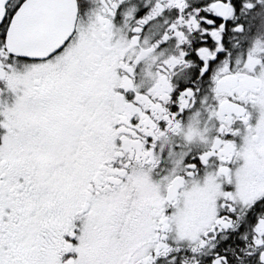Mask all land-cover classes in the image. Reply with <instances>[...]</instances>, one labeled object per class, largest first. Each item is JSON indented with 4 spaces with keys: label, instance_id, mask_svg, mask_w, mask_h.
<instances>
[{
    "label": "snow or ice",
    "instance_id": "snow-or-ice-1",
    "mask_svg": "<svg viewBox=\"0 0 264 264\" xmlns=\"http://www.w3.org/2000/svg\"><path fill=\"white\" fill-rule=\"evenodd\" d=\"M0 264H264V0H0Z\"/></svg>",
    "mask_w": 264,
    "mask_h": 264
}]
</instances>
